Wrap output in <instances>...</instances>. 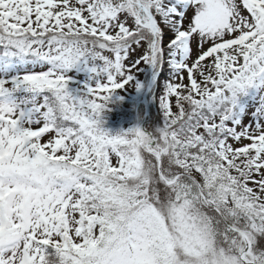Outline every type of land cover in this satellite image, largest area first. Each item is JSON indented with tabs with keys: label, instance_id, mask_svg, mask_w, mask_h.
Instances as JSON below:
<instances>
[{
	"label": "snow or ice",
	"instance_id": "6c2138e0",
	"mask_svg": "<svg viewBox=\"0 0 264 264\" xmlns=\"http://www.w3.org/2000/svg\"><path fill=\"white\" fill-rule=\"evenodd\" d=\"M165 52L156 134L166 145L171 134L177 166L184 134L200 146L191 159L214 210L229 193L251 207L232 187L241 182L264 195V0H0V264H158L148 236L163 245V217L130 214L110 186L125 171L123 141L98 123L133 65L160 68ZM73 71L85 76L75 91Z\"/></svg>",
	"mask_w": 264,
	"mask_h": 264
},
{
	"label": "rangeland",
	"instance_id": "374dc122",
	"mask_svg": "<svg viewBox=\"0 0 264 264\" xmlns=\"http://www.w3.org/2000/svg\"><path fill=\"white\" fill-rule=\"evenodd\" d=\"M162 15H167V13H162ZM157 36H160L159 30H157ZM138 53L139 49L133 54L134 59L137 57ZM164 57L165 58L162 60L163 66L160 67L163 75L157 70L158 68L151 65L145 63H140L138 67L133 65L134 70L131 73V83L124 88L116 90L109 97L116 105L120 103L117 109L120 111V116L124 115L121 120L126 121L124 125L117 126V129L106 126L102 122L98 125L101 131L107 133L111 137L120 136L123 141V143L118 145V151L122 155L125 171L110 177V186L122 191L127 204H131L130 214L136 215L148 208H154L156 212L163 217L160 223V236L164 238L163 245L161 246V240L159 238L153 239V235L148 236V240L152 242L149 246V254L152 255V253L154 254L157 252L160 257L162 254L163 258L159 256V259L153 257V259L158 261V264H247L249 261L254 263L259 260H264V232H260L259 229L255 227L259 222L254 221L253 216L244 215L246 211L241 214L240 210L236 208L225 207L227 212L226 216L229 220L231 218L233 225H237L235 226L236 229H240L242 233L246 234L245 237L249 241L248 248L245 246L243 237L227 231L222 221L216 218L214 211H211L209 203H206L203 199H200L201 202H199V205H194L191 202L181 201L180 203L178 201H172L167 195L165 196L162 183L167 184V182H171L172 179H166L162 175V177L158 176V179L163 182H157L155 180L152 182L151 176L155 173V170L157 171L156 164L146 163L143 166L139 165L132 167L128 162L132 160V162L135 163V160L138 159L134 148L133 134L128 133L134 129L135 123L140 124L141 129L143 128L144 130L145 128L150 134L151 127L157 128L164 123V116L161 118L159 115L160 112L156 111L154 106H152L155 105L158 100V95L155 92L156 86L154 89L153 87L150 90L148 89L146 95H143L146 92L148 86L147 80H149L150 76L152 79H156L157 83H160L161 79H163V82L168 83L172 77V71H164L168 62L167 52H165ZM32 68L33 65L31 64L24 66V70H30ZM68 75L70 80L73 81L70 85L73 91L83 85L85 81L84 73L73 71ZM160 75H162V78L158 77ZM18 95L23 96L26 95V93H19ZM105 95L109 94L105 93ZM142 95L144 97H142ZM136 102L140 104V108H137L134 117ZM141 102H143V104H141ZM112 105L113 104L107 100H104L103 107H105L106 110L101 113L100 117H105V115H103L104 112L108 110L109 106L113 108ZM149 106L152 107H150L151 111L152 109L155 110L151 122H148L150 117ZM128 109L132 111V115L128 112ZM86 111L87 110H84L83 114ZM144 113H146L145 117L143 115ZM90 117H92V115ZM146 117L147 119H145ZM123 133H128V135L124 136ZM194 140L195 139L190 140L191 144H193ZM182 142L186 144L185 141H181V143ZM163 146H165V143L160 141V145L157 149ZM69 147H72V145L69 144ZM110 151L111 150H109V152ZM154 151L158 152L156 149ZM152 156L153 158L155 157L154 155ZM112 158L114 159L115 157L113 156ZM155 160L154 158V162ZM171 160L170 162L172 164H174L173 162L175 161L177 165V156L173 155ZM190 160V155L183 156L179 154V162L182 165L180 169L184 170V167H191ZM129 167H131L130 172L128 170ZM189 174L193 179H196L197 176L195 173L191 171ZM149 198H151L150 202ZM233 212H235V215L232 214ZM255 215L264 216V212L257 211ZM258 250L259 253H256ZM156 255L157 254H154L153 256Z\"/></svg>",
	"mask_w": 264,
	"mask_h": 264
},
{
	"label": "trees",
	"instance_id": "16d2710c",
	"mask_svg": "<svg viewBox=\"0 0 264 264\" xmlns=\"http://www.w3.org/2000/svg\"><path fill=\"white\" fill-rule=\"evenodd\" d=\"M164 71L165 72L172 71V69L169 67V63L168 62L166 64V67L164 68ZM166 85H167V83L163 82V79L160 80V83H157L156 94L158 95V100L155 103V105H152V106H154L156 111L160 112L159 115L161 116V118H162L163 114H162V110H161L160 105H159V98H160L161 94L164 92ZM107 101L110 102L111 104H113L115 107L113 105H112L113 108H111L109 106L108 110L106 112H104V114H103V115H105V117H102L103 120L100 121V119H99L98 125L102 122L106 126H110L112 128L117 129V126L119 127V125H124V123L126 122V121H122L121 120V118L124 117V115L120 116V111H118V109H117V107L120 106L119 105L120 103L116 105V103L113 102L110 98ZM150 107L151 106H149V108ZM151 108L149 109V116L150 117L148 119V122L152 121L153 114H155V110L152 109V111H151ZM128 112L132 115V111H130V109H128ZM90 114H91V112L88 111L86 116H89ZM147 117L145 119H147ZM119 119L121 121V124H120ZM163 120H164V118H163ZM185 123H186V121H185ZM161 127L162 126L157 127V128H153V127L150 128L152 139L155 141L154 147H152V148L156 149L158 151H159V149H157V148L160 145V141L162 143H164L161 140V138L159 136H157V134H156L157 131ZM185 138H186L185 135L181 134L179 140L176 142L177 144L180 145L179 154H181L183 156L199 155L200 154V146H199L198 142L194 140L193 144H191L190 140L187 139V138L185 139ZM207 139L208 138L205 137L206 141H207ZM146 140L148 141V138H146ZM181 141H185L186 144H190L191 146L190 147H185L186 144H184L183 142L181 143ZM171 143H172V137H171V134L169 133V140L167 142V145L165 144V146L160 148V149H163V153H161V162H160L161 174L166 179H172L173 180L175 177H177L176 180L173 181L170 185L162 183V186H163V189H164V192H165V196L167 195L172 201H178L180 203H181V201L191 202L194 205H199V202H201V200H200L201 198L199 196L198 188H197L196 184L199 185L200 189L203 188L204 183H205V180L203 179L204 174L200 173V172H198L196 170L195 163L192 161V159L190 160L192 166L189 167V168L188 167H184L185 168L184 170H181L180 167H178L176 165L175 161L173 162L174 164H172L170 162V160L173 157L172 150H171V148H172ZM134 148L136 150V155H137L138 159L135 160V163L132 162V160L128 161L132 165V167L133 166H139V165L143 166L146 163L147 164H153V165L156 164V160L154 162V158L155 157L153 158L152 154L147 153L140 146H134ZM203 155L208 157V159H210V160H215V158L212 157L209 152H205V153H203ZM191 171L196 174V176H197L196 179H192V177L188 176V175H190L189 173ZM222 172L224 174H228V170L227 169H222ZM231 175L236 177L237 180H239V176L234 171L231 172ZM123 176H126V175H123ZM153 180H155L157 182L160 181L158 179V174H157L156 170H155V173L151 176V181L154 182ZM160 182H163V181L161 180ZM224 183L226 185H229L231 182L226 180V181H224ZM232 187L237 192L238 200L242 204L251 205L250 208H246L245 210H241L240 208H237L235 205H233L232 198H231V193H229L227 205L226 206L225 205L221 206V211H220L221 216H220L218 214V212L216 210H214L215 206L213 204L211 205V203H209V198H207V190L204 191L203 195L205 197V202L209 203V205L211 207V208L210 207L209 208L211 209V211H214V214H215L216 218L222 221V224L225 226L227 231L229 233H233V234L239 235L237 232L227 228V226L225 225L224 222H227L230 226L234 227L235 229H236L235 226H237V225H233L231 218L229 220V218L226 216L227 212H226V208L225 207L236 208V209L240 210L241 214H243L244 211H246V213L244 215L247 214L248 216H253L254 221H258L259 222L258 218H264V216H258V215H255V214H256L257 211L264 212V195H259L258 196V195L254 194L252 192H248L247 191V187L248 186L245 185L243 182L239 183L238 185H232ZM172 204L179 205V204H176V203H172ZM130 206H131V204H130ZM239 231H240V229H239ZM256 253H259V250ZM154 254H157V255L153 256ZM154 254L152 253V257H155V258L159 259L160 256L158 255V253L156 252ZM160 258H163L162 254H161Z\"/></svg>",
	"mask_w": 264,
	"mask_h": 264
},
{
	"label": "water",
	"instance_id": "95a60500",
	"mask_svg": "<svg viewBox=\"0 0 264 264\" xmlns=\"http://www.w3.org/2000/svg\"><path fill=\"white\" fill-rule=\"evenodd\" d=\"M137 129L139 130L138 125H135L134 130H137ZM134 136H135V144L138 145L141 142V134H140V132L138 131ZM157 163H158L157 171H158V173H160L159 160L158 159H157ZM198 190H199V194H200V189L198 188ZM201 197H203V196L201 195ZM246 244L248 245L247 241H246Z\"/></svg>",
	"mask_w": 264,
	"mask_h": 264
}]
</instances>
